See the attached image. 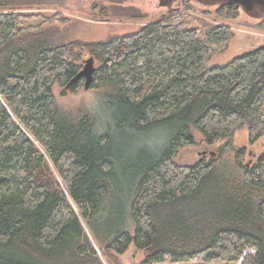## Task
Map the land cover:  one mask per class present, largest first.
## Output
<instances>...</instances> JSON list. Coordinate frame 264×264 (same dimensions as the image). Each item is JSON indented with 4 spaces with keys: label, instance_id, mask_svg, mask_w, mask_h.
I'll list each match as a JSON object with an SVG mask.
<instances>
[{
    "label": "trees",
    "instance_id": "16d2710c",
    "mask_svg": "<svg viewBox=\"0 0 264 264\" xmlns=\"http://www.w3.org/2000/svg\"><path fill=\"white\" fill-rule=\"evenodd\" d=\"M23 21L0 11V264H103L91 239L106 258L134 245L142 264H264V153L244 164L245 147L220 148L234 150L241 177L213 157L174 160L193 129L207 144L244 126L250 144L264 134V44L204 68L228 26L160 18L64 44ZM76 46L99 62L92 86L109 111L100 130L85 110L61 112L52 91L80 86Z\"/></svg>",
    "mask_w": 264,
    "mask_h": 264
},
{
    "label": "rangeland",
    "instance_id": "374dc122",
    "mask_svg": "<svg viewBox=\"0 0 264 264\" xmlns=\"http://www.w3.org/2000/svg\"><path fill=\"white\" fill-rule=\"evenodd\" d=\"M219 5L221 4L216 0H35L30 4L0 8V11L20 12L25 27L51 28L59 38L58 41L64 44L77 40H106L113 35L137 31L147 23L160 18H165L167 23L172 24L185 21L195 27L204 23L226 25L230 28L232 36L225 48L212 54L204 64V68H209L214 65H224L236 56L264 44L263 18L247 14L239 7L236 17L221 18L216 13ZM52 16L56 17L51 21L49 19ZM72 52L74 63L80 66V71L84 69L89 57L93 58L92 66L96 71L99 62L87 50L76 46ZM84 80L82 77L81 84L75 92L66 91L58 84L53 85L52 91L61 112L69 114L79 108L85 110L93 118L96 128L100 130L104 128V123L109 118V111L104 106L105 93L101 85L92 86L96 83L93 80L85 88ZM193 133L195 143L182 147L174 158L178 164H194L199 161H208L213 157L215 164L219 167L228 165L241 177L242 172L235 164L234 150L220 154V148L228 142L235 149L245 147L246 152L242 159L244 164L253 163L259 155L264 153V134L250 144L247 126L236 130L232 138H219L213 144H207L197 130L193 129ZM258 194L264 195V191H258ZM82 226L85 227L84 223ZM91 241L103 264H142L145 256L144 250H138L134 245H130L123 254L110 252L112 255L106 258L94 240ZM158 264L229 263L164 262Z\"/></svg>",
    "mask_w": 264,
    "mask_h": 264
},
{
    "label": "water",
    "instance_id": "95a60500",
    "mask_svg": "<svg viewBox=\"0 0 264 264\" xmlns=\"http://www.w3.org/2000/svg\"><path fill=\"white\" fill-rule=\"evenodd\" d=\"M216 1H218L221 5L222 4H234L237 7L241 8L247 14L257 16L259 18H264V0H216ZM92 62H93V58L89 57L86 60V65L84 66V69L81 70L73 79V80H76L78 78L84 77L85 79L84 87L85 88H87L93 80V73H94L95 68L92 66ZM86 232L88 236L90 237L87 229H86Z\"/></svg>",
    "mask_w": 264,
    "mask_h": 264
}]
</instances>
